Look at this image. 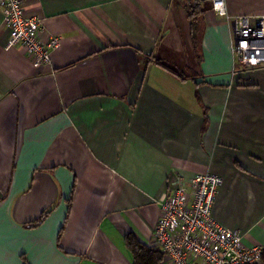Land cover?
<instances>
[{
    "label": "crops",
    "instance_id": "0c3cea01",
    "mask_svg": "<svg viewBox=\"0 0 264 264\" xmlns=\"http://www.w3.org/2000/svg\"><path fill=\"white\" fill-rule=\"evenodd\" d=\"M24 9L60 44L36 67L0 11V264H135L162 197L202 173L224 180L215 219L264 248V68L237 67L227 19L201 1L193 30L186 0Z\"/></svg>",
    "mask_w": 264,
    "mask_h": 264
},
{
    "label": "built area",
    "instance_id": "2783aa9c",
    "mask_svg": "<svg viewBox=\"0 0 264 264\" xmlns=\"http://www.w3.org/2000/svg\"><path fill=\"white\" fill-rule=\"evenodd\" d=\"M217 16L233 26V55L245 70L264 68V15L220 16L216 0H207ZM227 5V0H226ZM5 24L12 31L7 49L20 47L36 67L51 63L60 39L44 43L42 22L28 17L24 0H0ZM224 180L215 174H198L161 200V216L153 234V246L163 253L164 264H263L264 248L247 246L242 236L220 224L213 216L216 195Z\"/></svg>",
    "mask_w": 264,
    "mask_h": 264
},
{
    "label": "trees",
    "instance_id": "16d2710c",
    "mask_svg": "<svg viewBox=\"0 0 264 264\" xmlns=\"http://www.w3.org/2000/svg\"><path fill=\"white\" fill-rule=\"evenodd\" d=\"M195 5L186 6V10L191 21L192 28L199 23V19L202 15L201 0H195ZM197 14L200 15L198 19ZM46 216V215H45ZM44 217V216H43ZM43 219V218H42ZM133 241L131 237H128L129 244ZM131 247L135 255V264H161L164 261L163 253L160 250H155L150 247L132 243ZM264 260V255H263Z\"/></svg>",
    "mask_w": 264,
    "mask_h": 264
},
{
    "label": "clouds",
    "instance_id": "9594fccd",
    "mask_svg": "<svg viewBox=\"0 0 264 264\" xmlns=\"http://www.w3.org/2000/svg\"><path fill=\"white\" fill-rule=\"evenodd\" d=\"M214 8L220 16L227 15L226 0H216V3L214 4Z\"/></svg>",
    "mask_w": 264,
    "mask_h": 264
},
{
    "label": "rangeland",
    "instance_id": "374dc122",
    "mask_svg": "<svg viewBox=\"0 0 264 264\" xmlns=\"http://www.w3.org/2000/svg\"><path fill=\"white\" fill-rule=\"evenodd\" d=\"M195 0H186V6H191V4H193V5H195ZM204 5H205V8L206 9H210L211 8V5H210V3H208L207 1L206 2H204ZM187 11V10H186ZM188 14V13H187ZM189 17V16H188ZM200 17V15L199 14H197V18L196 19H198ZM200 20V19H199Z\"/></svg>",
    "mask_w": 264,
    "mask_h": 264
},
{
    "label": "water",
    "instance_id": "95a60500",
    "mask_svg": "<svg viewBox=\"0 0 264 264\" xmlns=\"http://www.w3.org/2000/svg\"><path fill=\"white\" fill-rule=\"evenodd\" d=\"M202 2H206L207 0H201Z\"/></svg>",
    "mask_w": 264,
    "mask_h": 264
}]
</instances>
